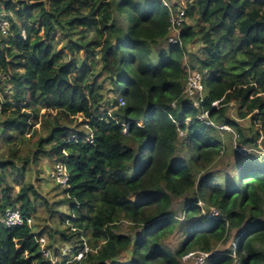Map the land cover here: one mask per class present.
I'll list each match as a JSON object with an SVG mask.
<instances>
[{
	"label": "trees",
	"instance_id": "16d2710c",
	"mask_svg": "<svg viewBox=\"0 0 264 264\" xmlns=\"http://www.w3.org/2000/svg\"><path fill=\"white\" fill-rule=\"evenodd\" d=\"M181 4L172 43L163 0H0L11 33L0 36V139L9 146L0 155V264H180L232 231L230 249L206 264H264V0ZM81 50L85 59L72 57ZM191 70L203 74L198 100L186 90ZM233 104L252 133L227 117ZM203 111L213 125L198 117ZM39 123L44 133L33 132ZM84 126L93 142L71 140ZM219 131L236 133V152L251 148L232 177L209 169L230 149ZM34 135V148L20 154ZM43 157L68 169L55 202L68 214L26 181ZM42 202L48 218L61 214L60 225H38ZM12 209L23 224L5 225ZM177 230L183 240L172 251L164 241ZM45 236L54 255L57 236L74 251L53 262Z\"/></svg>",
	"mask_w": 264,
	"mask_h": 264
},
{
	"label": "rangeland",
	"instance_id": "374dc122",
	"mask_svg": "<svg viewBox=\"0 0 264 264\" xmlns=\"http://www.w3.org/2000/svg\"><path fill=\"white\" fill-rule=\"evenodd\" d=\"M165 1V3L169 6V7H173V6H177V9L182 8V0H163V2ZM0 16L1 17H5L6 16V11L4 12H0ZM175 35V32L173 30H170V35H169V41H170V36ZM89 37L93 40V42H96L95 40V32L91 31L89 33ZM64 46V41L61 39H58V49L59 50H64L63 49ZM199 44H193L192 46H190V49L196 51V49H198ZM66 51V50H65ZM98 51V48L95 49V52ZM88 54L87 51L81 50L80 52H78L76 55L72 56L73 58H76L77 55L79 56V58L85 59L86 55ZM69 55V54H68ZM69 58L70 55H69ZM97 62H98V57H97ZM88 68H90L92 66V58L88 59ZM99 66V63H97ZM193 72L196 71H190L189 75H191ZM189 77V76H188ZM188 81L189 78L187 80V84H186V90L188 91ZM0 97H3L2 95H0ZM111 99V94L109 95V97ZM108 101V99L106 100ZM44 111V110H42ZM238 106L236 104H233L229 110L227 111L226 115L227 117H229L230 119L234 120L235 122L239 123L240 126L246 131V134H250L252 133L250 131L251 129V122H250V118H240L238 115ZM42 119H44V116L42 117ZM231 127L229 126L228 129L226 130H230ZM35 130V131H34ZM33 132H37L38 134L44 133L43 130H40V123L37 124L34 127ZM234 129H232L233 131ZM232 131H228L225 134L221 133L220 134L222 136V138L225 139L226 143H228V145L230 146L229 152L227 153H223L221 154L219 157H217V159L215 160V162H213L211 164V166L209 167V169L211 171L218 173H222V175L226 176V177H232L234 171L232 169V164L235 162L236 159H239L240 153L241 154H247L249 153V151L251 150V148L248 147H242L240 149V153L236 152L235 149L233 148L234 144L236 145V143H238V138L235 132ZM1 132V131H0ZM32 132V134H33ZM230 132V133H229ZM30 134V135H32ZM32 137V136H31ZM37 139V135H34L33 140L31 141H25L22 145H21V152L20 154H27L28 151L31 148H34V141ZM9 152V146H7L4 142H2V140L0 139V155H7ZM54 163L50 162V160L47 157H43V159H41V163L40 165L36 166L32 163L31 166H29V171H27L26 173V181H31L34 183V185L37 187V189L39 190V192L41 193L42 197L49 202V205H52L54 207L55 210H57L58 212L61 213H69V209L68 206L65 205L64 203L62 204H55V202L61 200L62 198H64V195L61 192V188L57 187V184L55 182V180L53 179V171H54ZM37 169L39 170V174L37 172ZM203 174H200L199 176H197L198 178H200V176ZM19 189V186L16 185V190ZM183 201H185V197H183L181 200H175L174 201V205H175V209H177V207H179L180 204L183 203ZM49 212L47 211V206L45 205V202L40 203V205L38 206V219H37V223L38 225H40L41 227H44L45 225H60V218H61V214L57 213L53 218H48ZM128 225L126 223L123 224V230L127 231ZM234 236H235V232L232 231L230 232L229 236L227 237V239L225 240V242H218L216 247L211 250L209 252V257L210 256H215L220 254L222 251L228 250L230 249L231 243L234 240ZM183 240V234L180 231H175V233H173L172 235H170L168 238L165 239L164 244L166 247H168L169 249H171L172 251H174L181 243V241ZM41 243V247L43 249L44 255L46 257H49L52 259L53 262H56L57 260H60L59 256H63L66 255L69 252H73L74 251V247L72 246L71 243H63L58 239V236L56 237V243H55V247L58 249V254L54 255L53 251L54 250H47L45 247L48 244V238L45 236L42 240H39ZM84 243L88 244L86 241V238L84 239ZM85 246L87 248L88 245ZM84 246V248H80L78 247L77 253L79 251H81L82 249H86V247ZM88 250H85V252H87ZM203 252L202 251H195L193 254H191L188 257H184L182 259H180V264H206V260L204 262H200L199 261V256H201ZM74 258L77 259V255H74ZM233 264H239L238 258L235 257L234 263Z\"/></svg>",
	"mask_w": 264,
	"mask_h": 264
},
{
	"label": "built area",
	"instance_id": "2783aa9c",
	"mask_svg": "<svg viewBox=\"0 0 264 264\" xmlns=\"http://www.w3.org/2000/svg\"><path fill=\"white\" fill-rule=\"evenodd\" d=\"M165 3V1H164ZM165 5H167L165 3ZM168 6V5H167ZM169 7V6H168ZM171 9V29L175 32V35L170 36V42L172 43H177L179 42V35H180V30L182 23L184 21V15L185 11L183 8L179 9H172V7H169ZM10 33V23L6 17H1L0 16V36H9ZM24 34V32H23ZM189 81H188V94L193 98V99H199L202 98L203 95V83H202V78L203 74L199 72H193L191 75H189ZM197 99V100H198ZM196 102V101H195ZM199 103L197 102L196 105ZM201 120L205 122V124L213 125V121L209 118L208 112L203 111L202 113L199 114L198 116ZM87 129V133H84L82 135L74 133L71 135L70 139L79 141V139L82 137L85 141L87 142H93V132L89 131L88 126H84ZM229 126L223 125L220 128L221 129H228ZM230 129V128H229ZM183 134V132H181ZM240 150V149H239ZM68 169L66 165L63 162H57L54 165V171H53V179L55 180L56 184H59L63 187H66L68 185ZM202 205V203H201ZM210 214L213 216H217L219 214L217 208H212L210 211ZM5 225L10 226L14 224H23L24 223V217L21 214L19 209H12L9 210L3 219ZM29 224H32V219H28ZM44 237H40L39 240H42ZM86 247V246H85ZM85 250H88L86 247ZM84 250V251H85ZM83 256V251H79L77 254V259H80ZM209 258V252H203L201 256H199V261L204 262Z\"/></svg>",
	"mask_w": 264,
	"mask_h": 264
}]
</instances>
